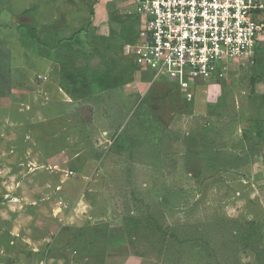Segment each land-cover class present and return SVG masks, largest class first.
<instances>
[{
    "label": "rangeland",
    "instance_id": "rangeland-1",
    "mask_svg": "<svg viewBox=\"0 0 264 264\" xmlns=\"http://www.w3.org/2000/svg\"><path fill=\"white\" fill-rule=\"evenodd\" d=\"M130 1L0 0V264H259L249 222L264 262V38L187 103L125 59ZM82 41L118 90H62L60 43Z\"/></svg>",
    "mask_w": 264,
    "mask_h": 264
},
{
    "label": "built area",
    "instance_id": "built-area-1",
    "mask_svg": "<svg viewBox=\"0 0 264 264\" xmlns=\"http://www.w3.org/2000/svg\"><path fill=\"white\" fill-rule=\"evenodd\" d=\"M136 42L124 46L140 72L194 91L222 87L235 66L255 64L264 38V0H131ZM219 95V94H218Z\"/></svg>",
    "mask_w": 264,
    "mask_h": 264
},
{
    "label": "trees",
    "instance_id": "trees-1",
    "mask_svg": "<svg viewBox=\"0 0 264 264\" xmlns=\"http://www.w3.org/2000/svg\"><path fill=\"white\" fill-rule=\"evenodd\" d=\"M131 19L134 21L135 16L130 15ZM133 23V22H132ZM133 35H129L122 43L123 47L127 43H135L136 38V29L130 31ZM109 37V36H106ZM105 37V38H106ZM108 41V40H107ZM80 43V42H79ZM82 49H75L73 44L68 43L67 45H61L62 53L58 55V62L60 64V75L62 78L61 88L66 94H68L74 100L87 99L95 95L104 94L110 91L118 90L124 82L119 80L116 76V69L112 68L108 64H104L103 67H95L92 65L93 57L91 53L86 50V47L89 46L85 42L80 43ZM85 46V48H83ZM41 54L46 58H49V53L41 51ZM125 59L129 63L133 71H139L135 63L127 56ZM79 60H84V65H78ZM183 95V94H182ZM184 96V95H183ZM176 97H180L176 94ZM182 98V97H181ZM187 103L193 101H188L185 97L182 98ZM152 218V217H151ZM145 220L143 218H130L128 225L133 228V230L141 231L144 227ZM151 224L150 219L147 221V224ZM148 226V225H147ZM148 229V227H145ZM122 229L119 228H107L102 232V237L106 239L109 243H114L120 237H122ZM153 231V230H152ZM162 231V230H160ZM262 226L261 224H255L254 222H249L246 232L243 233V249L256 253V260L259 261V264H264L261 255L259 254L262 251H259V242L262 240ZM165 235L162 233V236ZM173 243H170L171 249L176 251V243L179 244L177 238L172 239ZM184 245V242H180V246Z\"/></svg>",
    "mask_w": 264,
    "mask_h": 264
},
{
    "label": "crops",
    "instance_id": "crops-1",
    "mask_svg": "<svg viewBox=\"0 0 264 264\" xmlns=\"http://www.w3.org/2000/svg\"><path fill=\"white\" fill-rule=\"evenodd\" d=\"M130 3H131V2H129V4H130ZM122 5L124 6V4H122ZM97 14H98V13H97ZM97 14H96V15H97ZM97 16L99 17V15H97ZM100 16H101V15H100ZM106 36H108V35H106Z\"/></svg>",
    "mask_w": 264,
    "mask_h": 264
}]
</instances>
